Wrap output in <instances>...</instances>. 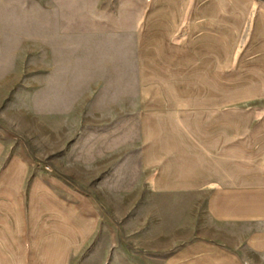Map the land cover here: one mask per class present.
I'll return each instance as SVG.
<instances>
[{
	"label": "rangeland",
	"instance_id": "rangeland-1",
	"mask_svg": "<svg viewBox=\"0 0 264 264\" xmlns=\"http://www.w3.org/2000/svg\"><path fill=\"white\" fill-rule=\"evenodd\" d=\"M263 152L264 0H0V264L49 261L62 199L96 220L64 264H160L214 236L200 164Z\"/></svg>",
	"mask_w": 264,
	"mask_h": 264
},
{
	"label": "crops",
	"instance_id": "crops-1",
	"mask_svg": "<svg viewBox=\"0 0 264 264\" xmlns=\"http://www.w3.org/2000/svg\"><path fill=\"white\" fill-rule=\"evenodd\" d=\"M209 157H213V163L205 160L200 164V207L214 224V236L187 241L157 260L160 264H264V152L257 156L216 153ZM154 191L176 190L156 186ZM61 201L75 213L70 217H45L39 239L48 248L44 249L49 258L46 264H64L78 241L86 240L96 224L93 203H85L90 213L80 218L78 201ZM156 203L152 201V205ZM170 203L165 208L175 207ZM175 208H190L189 202Z\"/></svg>",
	"mask_w": 264,
	"mask_h": 264
}]
</instances>
